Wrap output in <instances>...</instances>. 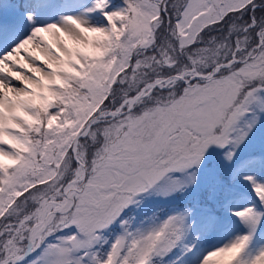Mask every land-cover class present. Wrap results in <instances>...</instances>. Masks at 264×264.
I'll use <instances>...</instances> for the list:
<instances>
[{
  "label": "snow or ice",
  "instance_id": "6c2138e0",
  "mask_svg": "<svg viewBox=\"0 0 264 264\" xmlns=\"http://www.w3.org/2000/svg\"><path fill=\"white\" fill-rule=\"evenodd\" d=\"M0 264H264V0H0Z\"/></svg>",
  "mask_w": 264,
  "mask_h": 264
}]
</instances>
